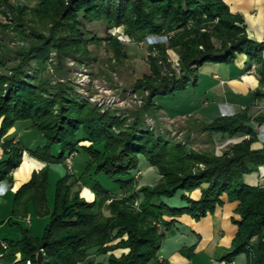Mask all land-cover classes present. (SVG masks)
Here are the masks:
<instances>
[{
  "label": "trees",
  "instance_id": "1",
  "mask_svg": "<svg viewBox=\"0 0 264 264\" xmlns=\"http://www.w3.org/2000/svg\"><path fill=\"white\" fill-rule=\"evenodd\" d=\"M0 14L6 19H0V184H12V174L23 161L25 147L9 134L18 124L43 135L45 143L30 153L46 164L65 163L68 155L81 150L89 155L82 174L69 172L58 179L52 210L47 207L46 167L34 171L17 189L15 215L26 217L33 203L39 215L49 213L50 219L41 237L25 229L20 240L7 242L8 249L0 240V259L21 253L17 264H27L28 259L34 264H88L95 253L107 257L106 264H170L159 256L165 229L174 224L167 217L188 213L200 219L214 212L227 195L240 202L231 255L248 251L253 264H264V188L244 181L245 174L264 165V147L252 148L257 135L248 126L252 119L263 121L264 115L253 118L244 111L200 125L189 119L190 130L250 135L221 155L209 148L195 150L147 122L161 115L163 107L156 97L196 83V72L204 63H231L238 53L261 61L264 41L249 38L239 15L223 0H35L33 5L0 0ZM92 22L103 24L106 36L92 32ZM120 27L133 42L152 35L166 37L148 46L151 74L134 83L143 104L131 110H103L79 93L67 76L52 81L54 61L56 71L69 58L86 65L98 62L91 45L105 43L111 60L124 65L128 47L111 32ZM10 33L27 38L28 47L12 48L6 41ZM169 49L180 55L179 69L169 60ZM144 161L161 175L154 185H138L135 172ZM97 177L124 195L112 197ZM81 180L92 184L98 194L95 201L82 196ZM203 184L207 186L199 199L186 195ZM111 198V213L106 214ZM42 250L45 258L38 261Z\"/></svg>",
  "mask_w": 264,
  "mask_h": 264
},
{
  "label": "crops",
  "instance_id": "2",
  "mask_svg": "<svg viewBox=\"0 0 264 264\" xmlns=\"http://www.w3.org/2000/svg\"><path fill=\"white\" fill-rule=\"evenodd\" d=\"M230 10L242 18V25L249 38L262 42L264 41V0H223ZM216 41V40H215ZM216 43V42H215ZM196 83H191L184 91H179L176 107L167 109L162 105V112L172 119H192L197 125L210 123L222 116H231L247 111L253 118L264 115V51L261 61H252L248 54L238 53L231 63L208 61L196 72ZM180 95V96H177ZM248 126L257 135V140L252 148L261 149L264 147V120L252 119ZM196 132L199 130H195ZM10 136L15 135V141H19L24 147L22 164L13 172V183L7 180L0 184V198L6 200L5 210L10 209L11 200L22 185L30 181L34 171H40L45 167V162L31 155L30 150L45 143L41 133L32 128H26L22 124L16 125L9 132ZM246 133L235 135L215 132L212 135L199 131L197 133V145L214 149L221 155L230 146L240 143L249 138ZM3 158V149L0 144V160ZM148 169H156L148 165ZM85 170V169H84ZM101 179V177H99ZM160 180V174L152 179L154 185ZM101 181V180H100ZM244 181L252 187L264 188V165L252 173L244 175ZM82 196L88 201H95L98 198L97 192L92 184L81 180ZM196 188L186 191V195L193 199H199L203 188ZM110 185V189H115ZM3 201V200H2ZM1 204V203H0ZM240 202L232 200L229 196L223 197V203L215 211L197 219L191 214L182 213L177 217H167V220H174V224L165 229V236L162 239L160 259H166L170 264H253L252 253L243 252L232 256L233 242L238 233L239 226L234 221L240 219L237 212ZM7 217V216H6ZM5 218V217H4ZM0 219V222H3ZM6 226H1L0 231ZM13 237H1L0 240L9 242L20 240L21 237L13 230L7 231ZM15 238V239H13ZM257 238L252 240V245ZM88 264H106L107 257H100L95 253L89 255ZM21 260V253L6 256L0 259V264H17Z\"/></svg>",
  "mask_w": 264,
  "mask_h": 264
},
{
  "label": "rangeland",
  "instance_id": "3",
  "mask_svg": "<svg viewBox=\"0 0 264 264\" xmlns=\"http://www.w3.org/2000/svg\"><path fill=\"white\" fill-rule=\"evenodd\" d=\"M15 2V0H12ZM21 2L28 3L33 5L35 0H20ZM0 19L6 21L5 17L0 14ZM88 28L92 32L98 33L100 36H106L107 30L103 24L100 22H95L89 24ZM112 34H120L128 36L122 27L113 28L111 30ZM129 37V36H128ZM130 38V37H129ZM6 41L12 48H22L26 49L29 45L27 38L16 34L10 33L6 38ZM122 41V40H121ZM166 41L165 36H149L143 42H133L131 41H122L128 47L129 58L124 65L115 63L111 60L112 52L107 49L105 43L101 46L91 45V49H94L95 55L98 57V62H94L90 65L76 63L73 59L69 58L65 67L59 68V71H56L57 61H54L52 70V81L55 83L61 77L67 76L73 82H75L77 91L82 93L86 98L91 99L92 102L97 104L99 107H102L103 110L109 108H120L121 110H131L136 106H139L142 103V96L137 95L135 92L134 83L139 78H142L146 74H151L148 46L153 42ZM217 45H220V41H215ZM169 60L172 62L173 66L179 69V59L180 55L174 49L168 50ZM174 95H158L156 101L164 105L167 109H173L176 107L177 97ZM180 96V95H177ZM159 120L148 117L147 122L151 126H159V130L163 133H166L177 138L178 141L184 143H190L191 147L195 150H206L207 147L198 146L197 133L199 131L190 130L189 119H172L168 116H165L163 112L160 113ZM88 144V142H86ZM59 148L56 149V153H59ZM89 155L86 151L81 150L78 152L73 159V174L80 175L84 171ZM149 164L145 161L143 162L140 170L135 172L136 177L138 178V185H147L145 182L152 183V179L156 177V174L159 173L158 169L150 170L148 169ZM45 167L49 170L48 185L46 190L47 197V207L49 210H52L55 202L56 195V184L59 178L69 173L68 167L65 163H54V164H45ZM160 174V173H159ZM161 178V175H160ZM101 182L110 188V185L106 182L104 178H98ZM81 185V184H80ZM112 192V197H121L124 195V192L119 188L110 189ZM113 200V198H111ZM3 200V201H2ZM111 200V201H112ZM110 199L107 201V205L104 207L106 214H110L111 210L108 208V204L111 202ZM0 219L3 222H0L1 226H6V230L3 229L0 231L1 237H13L7 231L13 230V234L17 233V236H22V231L25 229L30 230V233L33 237H41L44 234L45 228L49 223V213L45 216L39 215L36 212L35 206L33 203L28 205V215L26 217L22 215H15L13 213V201L9 206L10 209L5 210L7 205L6 200L0 198ZM134 207H139V201H136L133 204ZM7 216V217H6ZM15 239V238H13ZM44 254V250L42 251ZM150 264H155L151 262Z\"/></svg>",
  "mask_w": 264,
  "mask_h": 264
},
{
  "label": "built area",
  "instance_id": "4",
  "mask_svg": "<svg viewBox=\"0 0 264 264\" xmlns=\"http://www.w3.org/2000/svg\"><path fill=\"white\" fill-rule=\"evenodd\" d=\"M119 39L120 40H122V41H131V39L128 37V36H124L123 34L121 35L120 34V36H119ZM77 154V152H74V153H72V154H70V155H68L67 157H66V162H65V164L67 165V167H68V170H69V172H70V174H73L74 172H73V159H74V156ZM112 199H110V201H111ZM2 245H4L3 247L5 248V249H8L9 248V244L5 241H2ZM43 251V250H42ZM223 263H225V264H235L234 262H226V261H223ZM27 264H34L33 263V261L31 260V259H28L27 260Z\"/></svg>",
  "mask_w": 264,
  "mask_h": 264
},
{
  "label": "water",
  "instance_id": "5",
  "mask_svg": "<svg viewBox=\"0 0 264 264\" xmlns=\"http://www.w3.org/2000/svg\"><path fill=\"white\" fill-rule=\"evenodd\" d=\"M44 258H45V257H44L43 252H42V251L38 252V254H37V259H38V261H43Z\"/></svg>",
  "mask_w": 264,
  "mask_h": 264
}]
</instances>
